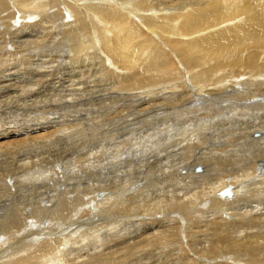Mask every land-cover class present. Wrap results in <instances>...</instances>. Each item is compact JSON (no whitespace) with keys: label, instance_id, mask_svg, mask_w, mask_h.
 I'll list each match as a JSON object with an SVG mask.
<instances>
[{"label":"bare ground","instance_id":"bare-ground-1","mask_svg":"<svg viewBox=\"0 0 264 264\" xmlns=\"http://www.w3.org/2000/svg\"><path fill=\"white\" fill-rule=\"evenodd\" d=\"M67 68L112 105L0 120V264H264V0H0V105Z\"/></svg>","mask_w":264,"mask_h":264},{"label":"rangeland","instance_id":"rangeland-1","mask_svg":"<svg viewBox=\"0 0 264 264\" xmlns=\"http://www.w3.org/2000/svg\"><path fill=\"white\" fill-rule=\"evenodd\" d=\"M144 32H146V33H148L149 34V32H147L146 31V29L145 30H143ZM56 57L58 58V60L60 61V63H61V65H65V58H63L64 56H62L61 54H58V55H56ZM61 57V58H60ZM63 58V59H62ZM64 62V63H63ZM66 70H68V71H66ZM64 71V72H63ZM63 71H61V73L63 72L64 74V76L62 75V74H60V76L59 77H57V80L56 81H54V84H51V85H49L50 87L52 86V88H50L47 84L46 85H42L41 86V92L44 90V92H43V94H41L40 96V98H42V99H36L37 101V104H36V102H32V100H34V99H28L29 101H31V103L28 101V100H26V101H24V102H27V105H24L23 104V102H18V103H9V104H3V105H0V120L3 122H5V126L7 127V126H13L14 124H16V126L17 127H24V126H32L30 123H26L25 122V120L28 118V117H30V115H31V118L33 117H35V116H37V118L39 117V118H42V116H46L47 117V114H48V116L50 117V116H52L53 115V117H50V118H56L57 119V117H63L64 119H72L73 120V118L74 119H76V118H84V119H88V117H89V119L90 120H95V121H99V119H97V118H100V120L102 121V119H103V116H104V114H106L109 110H110V107H108L107 105H109V102H101V100L103 101V99L106 97H108L106 94H107V92L108 91H106V90H104V88H102L103 87V85H101L100 83H94V80H92V82L90 83L89 81H91L90 80V78L88 77V79H86V78H84V79H86V80H84V79H82V83H83V85L80 87L79 85V88H78V86H76V88L79 90V89H81L82 87H84L85 85V87L84 88H82L81 90H79V92L81 93L82 91H84V92H86V90L88 91L87 93H83V94H81V95H79V94H77V91H75L74 92V94L75 95H79V96H76L75 98L77 99H75V101L74 102H72V103H65L66 102V100L67 101H71L73 98H72V96L70 95L71 93H72V90H71V88L72 87H75V86H72V87H70L72 84L68 81V79H67V74L69 75V73L72 71L71 69H63ZM66 71V72H65ZM77 72V71H76ZM64 78H63V77ZM61 77V78H60ZM65 77H66V79L67 80H65ZM93 77V78H92ZM59 79V80H58ZM91 79H94V76H91ZM61 80V81H60ZM85 81V82H84ZM87 82V83H86ZM63 83V84H62ZM66 83V84H65ZM90 83V84H89ZM42 84H45V81L42 83ZM69 84H71V85H69ZM101 85V88H99L100 87V85ZM90 85V86H89ZM99 85V86H98ZM68 86V87H67ZM92 86V87H91ZM43 87V88H42ZM45 87H46V89L48 90V91H50L51 89V91L50 92H52V93H50V92H48L46 89H45ZM97 87V88H96ZM49 88H50V90H49ZM56 88H58V89H56ZM76 88H75V90H76ZM91 88H92V90L94 91V93H93V91H91ZM69 89V90H68ZM73 89V88H72ZM86 89V90H85ZM98 89H100V90H98ZM68 90V91H67ZM46 91H47V93H46ZM74 91V90H73ZM105 92L104 94L102 93V92ZM66 92V93H65ZM78 92V93H79ZM50 93V94H49ZM53 93H55L56 94V96H54V94ZM66 94V96L68 97H66L65 99H63V95H65ZM69 93V96L67 95ZM101 93H102V95H101ZM49 94V95H48ZM62 96H61V95ZM89 94H91V95H89ZM100 94V95H99ZM52 95V96H51ZM105 95V96H104ZM47 96V97H46ZM58 96V97H57ZM60 96V97H59ZM88 96V97H87ZM57 97V98H56ZM72 99H71V98ZM84 97V98H83ZM92 97V98H91ZM52 98H54V99H52ZM55 98H56V103H53L54 102V100H55ZM80 98H81V100H80ZM86 98V99H85ZM109 98V97H108ZM43 99H45V100H43ZM71 99V100H70ZM100 99V100H99ZM3 100H5V99H3ZM43 100V101H42ZM86 100V101H85ZM39 101H40V103H42V104H40L39 103ZM42 101V102H41ZM80 101V102H79ZM29 103L31 104V105H29ZM51 103H53V104H51ZM100 103V104H99ZM122 103H125V104H128V102L126 101V102H122ZM51 104V105H50ZM60 104V105H59ZM75 104V105H74ZM103 104V105H102ZM111 104V103H110ZM42 105V106H41ZM54 105H57V106H54ZM112 105V104H111ZM111 105H109V106H111ZM120 105H121V103H120ZM32 106V107H31ZM43 106H45V108L43 107ZM48 106V107H47ZM60 106V107H59ZM72 106V107H71ZM102 106L104 107V109L102 108ZM51 107H52V109L54 108V110H51ZM108 107V108H107ZM38 108V109H37ZM43 108V109H42ZM50 110H49V109ZM28 109V110H27ZM40 109H42V111L43 112H46V113H42V114H40L42 111L40 110ZM46 109H48V110H46ZM67 109V110H66ZM13 110V111H12ZM23 110H24V112H23ZM65 110V111H64ZM78 110V111H77ZM103 111V112H102ZM9 112V113H8ZM19 112H21V114L19 115ZM29 112V113H28ZM40 112V113H39ZM49 112H53V113H55L57 116H55L53 113L51 114H49ZM79 112V113H78ZM105 112V113H104ZM31 113V114H30ZM102 113H103V115H102ZM101 114V115H100ZM25 115V116H24ZM14 116V117H13ZM73 116V117H72ZM23 118V119H20V118ZM60 118L61 120L63 119V118ZM66 117V118H65ZM102 117V118H101ZM26 118V119H25ZM3 119V120H2ZM16 120V121H15ZM21 120V121H20ZM24 122V123H23ZM6 123H7V125H6ZM9 128H11V127H9ZM1 131H2V129H0V133H1ZM72 133H75L76 131H71ZM78 132H80L79 130H78ZM98 147V146H97ZM96 147V148H97ZM70 154V153H69ZM68 155V154H67ZM28 171H29V169H28ZM31 171H33V169L31 170ZM23 175V174H22Z\"/></svg>","mask_w":264,"mask_h":264}]
</instances>
